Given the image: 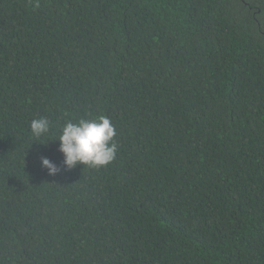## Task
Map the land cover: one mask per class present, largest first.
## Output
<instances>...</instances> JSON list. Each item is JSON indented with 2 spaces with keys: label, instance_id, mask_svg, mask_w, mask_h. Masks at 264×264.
<instances>
[{
  "label": "trees",
  "instance_id": "16d2710c",
  "mask_svg": "<svg viewBox=\"0 0 264 264\" xmlns=\"http://www.w3.org/2000/svg\"><path fill=\"white\" fill-rule=\"evenodd\" d=\"M0 264H264V0H0Z\"/></svg>",
  "mask_w": 264,
  "mask_h": 264
},
{
  "label": "clouds",
  "instance_id": "9594fccd",
  "mask_svg": "<svg viewBox=\"0 0 264 264\" xmlns=\"http://www.w3.org/2000/svg\"><path fill=\"white\" fill-rule=\"evenodd\" d=\"M30 130L34 137L50 132L48 118H34L30 121ZM116 129L111 119L99 116L94 119H79L77 122L67 121L60 129L58 151L62 154V166L71 170L77 164L91 168H99L111 163L116 156L117 144L113 142ZM40 165L49 175L60 172L58 166L47 157L40 158Z\"/></svg>",
  "mask_w": 264,
  "mask_h": 264
}]
</instances>
